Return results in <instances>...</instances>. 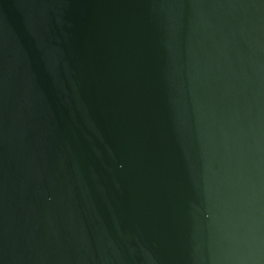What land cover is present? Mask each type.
Wrapping results in <instances>:
<instances>
[{"label": "water", "instance_id": "obj_1", "mask_svg": "<svg viewBox=\"0 0 264 264\" xmlns=\"http://www.w3.org/2000/svg\"><path fill=\"white\" fill-rule=\"evenodd\" d=\"M0 264H264V0H0Z\"/></svg>", "mask_w": 264, "mask_h": 264}]
</instances>
